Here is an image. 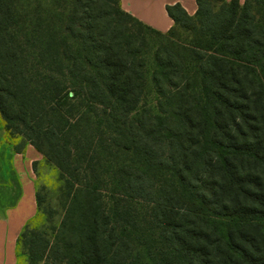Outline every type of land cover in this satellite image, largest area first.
<instances>
[{"label":"trees","instance_id":"trees-1","mask_svg":"<svg viewBox=\"0 0 264 264\" xmlns=\"http://www.w3.org/2000/svg\"><path fill=\"white\" fill-rule=\"evenodd\" d=\"M19 1L0 0L4 141L19 153L32 144L63 170L82 141L134 159L116 164L113 204L94 197L54 241L33 217L17 256L23 247L30 264H264V0H197L194 16L168 5L167 32L121 0ZM153 43L156 111L141 104ZM133 201L152 227L143 248L126 226Z\"/></svg>","mask_w":264,"mask_h":264},{"label":"rangeland","instance_id":"rangeland-1","mask_svg":"<svg viewBox=\"0 0 264 264\" xmlns=\"http://www.w3.org/2000/svg\"><path fill=\"white\" fill-rule=\"evenodd\" d=\"M53 1L55 0H32L35 6L37 5L44 9L49 8ZM19 2L21 5L22 0ZM40 16L44 20L47 14L41 11ZM176 31L182 37L186 35L184 29L180 27H177ZM156 46V43H153L146 55L145 87L141 101V104H146L152 111L157 110V93L152 79L155 69L154 52ZM91 120L94 123L98 120V117L93 115ZM0 128H4L1 121ZM77 134L80 135V132H77ZM112 136V133L110 131L106 132L105 128L102 138L109 142L112 140ZM38 152L39 158L33 162V174L36 191L42 197L40 199V212H37L38 215L34 216L35 218L32 220L31 225L39 231H46L53 241L58 237V233L54 236L55 228L64 221L69 222L70 217L74 222H78L81 206L89 207L94 202V197L100 200L101 203L103 202L105 206L113 204L111 191L120 192L119 189L114 190L115 185L110 182L112 179L118 181L114 172L116 164L130 163L134 159L132 152L126 151L117 144L108 146L104 142L103 144H94L92 140L89 142L82 141L77 143L73 150L70 170H63L55 160L52 161L42 152ZM94 186H96V189L91 193L90 191ZM131 208L133 214L128 217L126 226L131 234V239L143 248L146 245L145 240L147 236H150L152 230V227L145 222L143 216L147 211V207L146 204L133 201ZM70 210L71 213L69 214ZM115 224L119 226V224ZM61 236L62 234L59 233V240ZM73 236V232L69 231L68 237L66 236L67 241ZM19 252L17 264H30L27 252H25L23 247H21ZM39 264H43V262Z\"/></svg>","mask_w":264,"mask_h":264},{"label":"crops","instance_id":"crops-1","mask_svg":"<svg viewBox=\"0 0 264 264\" xmlns=\"http://www.w3.org/2000/svg\"><path fill=\"white\" fill-rule=\"evenodd\" d=\"M243 3L245 0H240ZM125 11L151 27L167 32L175 22L168 5L181 4L194 16L197 0H121ZM5 129L0 128V264H17V242L25 225L37 213L36 184L33 162L39 152L27 145L19 153L3 141Z\"/></svg>","mask_w":264,"mask_h":264}]
</instances>
